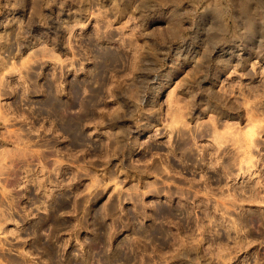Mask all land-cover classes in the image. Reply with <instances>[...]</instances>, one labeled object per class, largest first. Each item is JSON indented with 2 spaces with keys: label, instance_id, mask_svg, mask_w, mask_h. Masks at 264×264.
I'll return each instance as SVG.
<instances>
[{
  "label": "rangeland",
  "instance_id": "obj_1",
  "mask_svg": "<svg viewBox=\"0 0 264 264\" xmlns=\"http://www.w3.org/2000/svg\"><path fill=\"white\" fill-rule=\"evenodd\" d=\"M0 264H264V0H0Z\"/></svg>",
  "mask_w": 264,
  "mask_h": 264
}]
</instances>
